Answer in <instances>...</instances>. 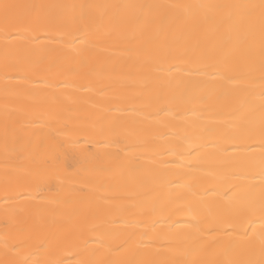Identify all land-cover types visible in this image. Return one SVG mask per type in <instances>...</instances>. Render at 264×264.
Listing matches in <instances>:
<instances>
[{
  "label": "snow or ice",
  "instance_id": "6c2138e0",
  "mask_svg": "<svg viewBox=\"0 0 264 264\" xmlns=\"http://www.w3.org/2000/svg\"><path fill=\"white\" fill-rule=\"evenodd\" d=\"M0 17L5 24V36L39 41L43 32L48 41L46 52H57L58 56L52 62V67L65 69L68 74H78L81 71L97 73L99 63L94 52L104 47H123L128 52L144 55L153 63L161 65L156 72L163 73L176 67L179 63L188 66L189 74L204 76L208 69L214 70V77L227 78L229 81L256 80L260 81L259 104V136L261 151L259 158L245 151L251 148L249 140L253 139L256 129L249 127L241 130L237 122L250 124L256 118V105L247 94L241 97L226 111L222 106H209L205 111L216 117H224L221 121L223 131L219 133L222 139L231 141L219 150L227 153L229 147L238 150L233 158L220 159L215 162L218 169L212 173L215 183L203 188L199 198L177 208L175 212H187L191 215V231L178 244L170 242L163 248L164 253H171L167 260H147L153 245L161 239L155 233V224L148 216L140 223L143 230L131 231L123 235L119 241L109 238L110 230L93 227V235L87 236L85 246L74 253L73 264H121L114 257L121 251H129L130 259L125 264H264V0L248 2V0H232V2H204V0H188L175 3H138L133 0L113 3L83 2L57 3H13L10 0H0ZM9 25L21 27L8 30ZM29 49L19 52V59L5 64V77L9 70L18 72L22 62L30 55ZM167 65V69L163 67ZM63 83V81H61ZM142 84L151 85L154 91L153 101L165 104L176 99L171 81H165L163 76L146 77ZM192 95L189 85L185 89ZM214 90L201 81L195 92V97L201 103L212 99ZM232 95L228 90L219 92L218 98ZM9 99L7 86L5 100ZM164 107L160 111H165ZM20 110L10 107L7 103L0 115V141L3 145L5 163L9 156L15 153L27 152L32 166L27 176L32 186L18 196L25 201L34 199V194L42 193L47 183L56 181L60 165L66 168H78L83 160L78 154H69L59 143L46 145L32 140H25L16 127L19 123ZM118 124H111L113 140L119 152L125 148L138 145L125 143L120 139ZM210 127L206 133L216 132ZM108 141H105L107 143ZM219 143V141H217ZM123 144V147H120ZM201 144L194 148L198 154L197 164L188 162L191 169L198 167L204 159ZM43 149V150H41ZM193 152L182 151L177 160L185 164V157H191ZM142 169L143 164L133 165ZM259 177V180L256 177ZM147 180V177H137ZM181 177L168 180V184H179ZM189 189L192 185H182ZM178 191V189H172ZM215 193L216 196L209 205L205 194ZM149 193H144L141 200L139 194L129 193L125 198L137 203L131 207H140L147 203ZM196 195V194H194ZM183 199V197H177ZM9 197H5V200ZM76 197L58 196L55 207L48 212L51 202H42L35 210L28 207L14 209V214H23V219L12 225L14 231L29 233L18 243L3 241L4 259L0 264H37L33 259L40 253H51L57 256V250L72 241L74 235L64 236L59 232H50L43 239L38 233L47 225L29 224L33 216L40 220L49 215L64 213L65 205L71 204ZM80 199H83L82 197ZM159 208L153 205L151 212ZM83 209L70 210L67 217L78 214ZM147 216V213H145ZM257 220L259 224L257 225ZM115 223V221H112ZM81 235H84L81 233ZM21 248H30L26 255H18ZM103 254V258H102ZM211 255V259H195L199 255ZM65 259H53L48 264H65Z\"/></svg>",
  "mask_w": 264,
  "mask_h": 264
},
{
  "label": "bare ground",
  "instance_id": "6f19581e",
  "mask_svg": "<svg viewBox=\"0 0 264 264\" xmlns=\"http://www.w3.org/2000/svg\"><path fill=\"white\" fill-rule=\"evenodd\" d=\"M13 3H79L83 0H10ZM94 3L125 2V0H89ZM138 3H175L188 0H133ZM204 2H232V0H204ZM239 2V0H237ZM258 2V0H248ZM21 27L9 25L8 30ZM5 24L0 17V115L5 104L20 110L19 123L16 127L25 140H32L46 145L59 143L69 154H78L83 163L78 168H66L60 165L59 178L47 183L42 193L34 194V199L25 201L18 193L29 189L32 182L27 173L32 166L27 152L15 153L9 156L5 163L3 145L0 141V259H4L3 241L10 244L18 243L29 233H19L12 225L21 221L23 214H14L13 210L28 207L35 210L42 202H51L48 212L54 208L58 196L76 197L71 204L65 205L64 213L49 215L40 220L33 216L29 224L47 225L38 233L43 239L50 232H59L64 236L74 235V239L57 250L58 255L40 253L33 257L37 264H48L50 260L65 259V264H73L74 253L85 246L87 236L93 235L91 229L96 227L103 234L109 229L112 241L119 239L128 232L142 231L141 221L151 216L158 220L155 233L161 237L153 245L147 260H167L171 253H164L163 248L170 242L180 243L190 231L192 217L186 211L175 212L177 208L199 198L203 188L216 181L212 173L218 169L215 162L228 159L229 154L235 158L239 153L229 147L227 153L219 151L224 144L231 141L222 139L219 133L223 131L221 121L224 117H216L205 111L209 106H222L226 111L243 94H247L256 105V118L250 123L237 122V127L246 130L255 128L253 139L249 140L251 148L248 153L259 158L261 146L259 143V104L260 81L238 80L229 81L226 77H214V70L208 69L204 76L189 74L188 66L179 63L176 67L163 73L156 72L161 65L153 63L144 55L128 52L123 47L104 51L105 46L97 49L94 55L99 63L98 72L81 71L78 74H68L65 69L52 67V62L58 53L46 52L49 46L43 32L39 41H30L13 36H5ZM29 49L30 55L22 62L18 72L9 70L5 77V64H11L19 59L22 49ZM167 69V65H163ZM163 76L165 81H171L176 99L165 104L153 101L154 91L151 85L142 84L146 77ZM63 81V83H61ZM201 81L214 90L212 99L201 103L195 97V92ZM191 85L192 95L185 91ZM7 86L9 99L5 100ZM228 90L232 95L218 98L221 91ZM164 107L165 111H160ZM121 127L120 139L125 143L138 145L125 148L119 152L113 144L111 124ZM215 127L216 132L206 133L205 129ZM2 132V124H0ZM105 141H108L105 143ZM219 141V143H217ZM206 145L202 149L204 159L198 167L189 168L188 162L197 164L196 146ZM120 144V147H123ZM43 150V149H41ZM191 151V157H185V164L177 160L182 151ZM135 164L145 167L136 169ZM147 177V180L137 177ZM181 177L179 184H168V180ZM259 180V177H256ZM182 185H192L188 187ZM178 189V191H172ZM149 193L147 203L140 207H131L135 201L126 199L129 193L139 194L141 200L144 193ZM196 194V195H194ZM9 199L5 200V197ZM211 205L215 193L205 194ZM83 199H80V198ZM177 197H183L178 199ZM153 205L159 210L151 212ZM83 209L78 214L67 217L70 210ZM147 213V216L145 215ZM115 221V223H112ZM257 225L259 220H257ZM83 233L84 235H81ZM30 248H21L18 255L24 256ZM103 258V254H102ZM121 264L130 259L129 251H121L114 257ZM195 259H211V255H199Z\"/></svg>",
  "mask_w": 264,
  "mask_h": 264
}]
</instances>
